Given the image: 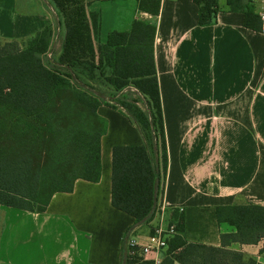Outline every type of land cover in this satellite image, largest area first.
Segmentation results:
<instances>
[{
  "label": "crops",
  "instance_id": "obj_1",
  "mask_svg": "<svg viewBox=\"0 0 264 264\" xmlns=\"http://www.w3.org/2000/svg\"><path fill=\"white\" fill-rule=\"evenodd\" d=\"M141 1L92 0L87 11L100 18L95 47L134 19L156 24L167 153L159 213L127 232L134 217L112 205V147L143 138L123 112L101 104L97 113L107 131L100 139L99 181L76 179L70 192L52 195L44 212L0 204V264H122L126 241L143 243L151 225L166 228L174 209L183 214L188 242L218 247L220 234L235 227L217 221V205H264V33L245 27L243 13L226 0H217L207 25L199 24L194 0H160L156 16L141 10V3L151 4ZM253 8L257 13L259 5ZM47 26L56 61L64 25L52 1L0 0L1 41L22 43ZM263 244L229 247L264 264Z\"/></svg>",
  "mask_w": 264,
  "mask_h": 264
},
{
  "label": "trees",
  "instance_id": "obj_2",
  "mask_svg": "<svg viewBox=\"0 0 264 264\" xmlns=\"http://www.w3.org/2000/svg\"><path fill=\"white\" fill-rule=\"evenodd\" d=\"M51 1L64 25L55 64L47 62L50 26L22 43L0 40V204L44 212L52 195L70 192L76 179L99 181L100 139L107 131V120L97 108L107 103L99 91L98 95L88 91L85 82L102 81L113 88L111 100L118 103L143 138L141 144L112 147L111 203L134 217L127 232L149 225L160 210L167 166L153 52L156 24L134 19L128 30H112L106 41L95 47L100 18L87 11L92 0ZM149 1L146 6L141 3L140 9L158 15L160 0ZM194 2L199 8V24H210L217 0ZM226 3L230 10L243 13L245 27L260 30L261 21L249 4L251 0ZM130 85L146 97L149 115L135 104L136 99L128 102L126 92L115 97ZM151 136L156 145L148 144ZM215 212L217 221L233 225L235 232L221 233L220 246L213 249H228L232 243L264 242V205H217ZM169 224L174 225L175 232L168 237L158 263L129 255L125 245L122 264H187L182 259L186 250L203 244L185 239L184 217L178 209H174ZM237 255L236 264H262L252 257L245 261L239 250Z\"/></svg>",
  "mask_w": 264,
  "mask_h": 264
},
{
  "label": "rangeland",
  "instance_id": "obj_3",
  "mask_svg": "<svg viewBox=\"0 0 264 264\" xmlns=\"http://www.w3.org/2000/svg\"><path fill=\"white\" fill-rule=\"evenodd\" d=\"M250 5H253L249 3ZM56 51V48L54 50V46L49 49L47 53V62L51 64H55V57L53 55V52ZM85 88L98 95L97 91L100 92L99 97H101V100L105 101L109 106L115 107L118 110L120 109V106L118 103H115L110 98V93L113 90V88L102 81H88L85 82ZM122 92L127 93V101L131 102V99H136L137 103H135L146 115L150 114V110L146 103V97L141 94L134 86L130 85L121 92H118L115 97H118L121 95ZM148 144L150 146L156 145L157 141L154 139L153 136L149 139ZM162 182V180H161ZM162 184V183H161ZM151 228L154 227V225L150 226ZM151 232V231H150ZM253 244V243H250ZM238 250L233 248H228L224 250H216L213 249V246L209 245H197L190 247L186 250V253L182 256V259L187 264H236V261L238 262L239 256L237 255ZM264 257V256H263ZM245 261H248L247 258H245ZM264 262V260H263Z\"/></svg>",
  "mask_w": 264,
  "mask_h": 264
},
{
  "label": "built area",
  "instance_id": "obj_4",
  "mask_svg": "<svg viewBox=\"0 0 264 264\" xmlns=\"http://www.w3.org/2000/svg\"><path fill=\"white\" fill-rule=\"evenodd\" d=\"M252 4H258L257 12L261 21L260 31L264 33V0H251ZM175 232L174 225L168 224L166 228L157 226L152 233H149L143 243H139L133 238L126 241L128 254L131 256L138 255L145 259H150L158 263L161 253L167 246V239Z\"/></svg>",
  "mask_w": 264,
  "mask_h": 264
}]
</instances>
